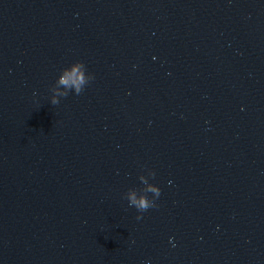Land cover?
Listing matches in <instances>:
<instances>
[{"label":"water","instance_id":"obj_1","mask_svg":"<svg viewBox=\"0 0 264 264\" xmlns=\"http://www.w3.org/2000/svg\"><path fill=\"white\" fill-rule=\"evenodd\" d=\"M0 264H264V0H0Z\"/></svg>","mask_w":264,"mask_h":264},{"label":"clouds","instance_id":"obj_2","mask_svg":"<svg viewBox=\"0 0 264 264\" xmlns=\"http://www.w3.org/2000/svg\"><path fill=\"white\" fill-rule=\"evenodd\" d=\"M59 83L65 87H75L77 95L80 94V86L85 83L83 74L78 71L77 68H73L71 72H66L59 80ZM66 95V94H65ZM53 104L58 103L56 100L52 101ZM132 203L137 206L138 209L146 211L149 204L146 199L137 201L135 197H132ZM140 217H137L139 219Z\"/></svg>","mask_w":264,"mask_h":264}]
</instances>
